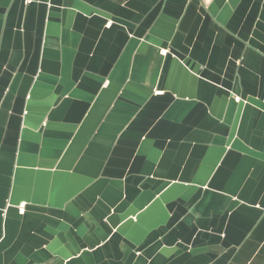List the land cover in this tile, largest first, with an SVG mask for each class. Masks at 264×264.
<instances>
[{
    "label": "crops",
    "instance_id": "crops-1",
    "mask_svg": "<svg viewBox=\"0 0 264 264\" xmlns=\"http://www.w3.org/2000/svg\"><path fill=\"white\" fill-rule=\"evenodd\" d=\"M0 264H264V0H0Z\"/></svg>",
    "mask_w": 264,
    "mask_h": 264
}]
</instances>
